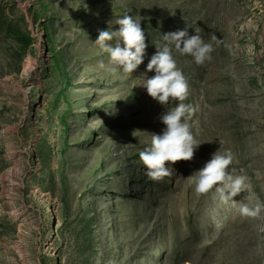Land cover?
I'll use <instances>...</instances> for the list:
<instances>
[{"label": "rangeland", "instance_id": "obj_1", "mask_svg": "<svg viewBox=\"0 0 264 264\" xmlns=\"http://www.w3.org/2000/svg\"><path fill=\"white\" fill-rule=\"evenodd\" d=\"M124 15L147 44L131 74L95 44ZM185 28L214 49L172 46L201 144L151 181L139 153L174 104L142 85ZM217 151L246 177L227 203L190 178ZM0 264H264V0H0Z\"/></svg>", "mask_w": 264, "mask_h": 264}, {"label": "clouds", "instance_id": "obj_2", "mask_svg": "<svg viewBox=\"0 0 264 264\" xmlns=\"http://www.w3.org/2000/svg\"><path fill=\"white\" fill-rule=\"evenodd\" d=\"M119 25L116 31H100L95 44L103 53L108 54L110 69L117 68L124 73H132L143 63L146 54V36L140 21L131 15H124L116 20ZM200 29L195 35H189L187 28L162 35L163 43L156 42V53L147 64V72L154 70L155 75L145 78L143 87L147 94L161 105L174 104L161 116L166 126L162 134H152L151 144L139 153V159L146 169L145 175L151 181H163L171 177L174 169L170 166L179 161H191L200 142L193 133V116L198 110L193 104L185 103L190 95L188 78L177 66L172 55V46L180 55L191 56L196 65H203L211 59L213 46L205 43ZM115 41V45L109 43ZM121 44L123 46H121ZM101 67H104L101 62ZM233 156L230 152L214 153L211 159L198 171L190 176L198 195L206 194L215 189L219 199L227 203L246 188V177H233L228 169ZM241 215L256 216L260 206L251 209L244 204L239 209Z\"/></svg>", "mask_w": 264, "mask_h": 264}]
</instances>
